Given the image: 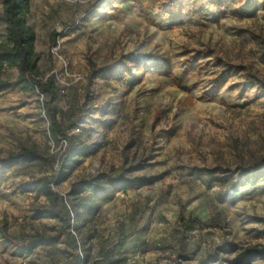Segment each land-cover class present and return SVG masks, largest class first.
<instances>
[{
	"label": "rangeland",
	"instance_id": "rangeland-1",
	"mask_svg": "<svg viewBox=\"0 0 264 264\" xmlns=\"http://www.w3.org/2000/svg\"><path fill=\"white\" fill-rule=\"evenodd\" d=\"M27 24L38 76L59 86L56 117L90 154L62 159L41 97L13 84L16 67L0 70V158L23 148L55 158L0 168V224L17 241L45 237L28 252L0 238V264H67L68 252L83 264H264V176L232 186L264 158V92L243 79L264 80V0L165 10L155 0H30ZM129 54L158 60L126 58L86 88L90 62ZM58 170L63 180L50 186L77 214L66 244L57 218L37 216L52 204L29 186ZM110 179L117 190L97 207L82 182ZM126 179L143 184L123 190ZM180 215L198 223L186 230ZM248 249L263 257L242 255Z\"/></svg>",
	"mask_w": 264,
	"mask_h": 264
},
{
	"label": "trees",
	"instance_id": "trees-1",
	"mask_svg": "<svg viewBox=\"0 0 264 264\" xmlns=\"http://www.w3.org/2000/svg\"><path fill=\"white\" fill-rule=\"evenodd\" d=\"M185 0H155V8L158 10H165V7H180ZM30 9V0H0V23L4 28L5 41L0 42V70L4 67H16L17 76L13 84L20 85L23 90L37 93L41 95V106L46 113L50 126L48 134L50 139L58 143L64 141L61 152L62 159L84 158L90 154V148L79 137L69 133L67 128L62 127L59 119L56 117L57 109L55 100L58 97L60 90L55 78L50 74L41 78L36 70V54L33 50L34 32L27 24V16ZM53 37V36H52ZM53 42V38L51 39ZM126 58H135L140 62L141 66L154 63L158 60L156 55L143 54L135 55L129 54L112 59L107 66L96 67L92 62L89 63V71L86 75V88L92 85L94 79L98 78L106 69L115 68L121 61ZM243 79L251 85L256 87V92H264V80L257 76L246 72L243 74ZM8 86V83L0 80V88ZM92 99L87 98L86 101ZM37 158L47 161L52 165L55 160L53 155L43 157L33 148H23L16 153L9 154L6 158H0V168L2 165H12L24 158ZM264 176V158L257 160L252 165L248 166L242 171V176L232 185L234 192H237L241 186H254ZM63 180V175L60 170L52 177L39 176L29 182V186L34 188L39 194L52 204L48 211H40L38 217L57 218L61 223V231L58 233L59 242L65 243L63 239L65 234H69V229L73 228L72 222L76 219L77 214L71 213L65 209L63 204V197L53 190L50 183L58 184ZM119 181L110 179L106 182L108 185L96 184L92 180L83 181L82 187L84 190L90 192L94 200L97 202V207L110 201L117 190L116 184ZM141 183H136L133 179H126L123 183V190L132 189ZM58 202L60 207L53 209V204ZM178 222L184 229H190L195 226L198 221L196 218L182 215L178 217ZM0 238L21 247L23 252H28L33 249L37 243L45 240V237L40 233H32L27 235L20 241H17L11 236L4 224H0ZM66 244V243H65ZM70 257L67 264H83L84 258L77 252H68ZM242 255L252 256V259L262 258L263 255L253 249L246 250Z\"/></svg>",
	"mask_w": 264,
	"mask_h": 264
},
{
	"label": "built area",
	"instance_id": "built-area-1",
	"mask_svg": "<svg viewBox=\"0 0 264 264\" xmlns=\"http://www.w3.org/2000/svg\"><path fill=\"white\" fill-rule=\"evenodd\" d=\"M40 97H41V95L40 94H38ZM64 142V141H63Z\"/></svg>",
	"mask_w": 264,
	"mask_h": 264
}]
</instances>
